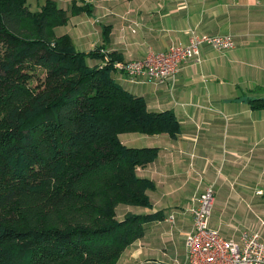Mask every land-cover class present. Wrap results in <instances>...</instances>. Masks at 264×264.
I'll return each mask as SVG.
<instances>
[{
	"label": "trees",
	"instance_id": "1",
	"mask_svg": "<svg viewBox=\"0 0 264 264\" xmlns=\"http://www.w3.org/2000/svg\"><path fill=\"white\" fill-rule=\"evenodd\" d=\"M67 19L55 0L36 10L0 0V264H116L159 216L116 217L119 204L151 205L154 184L136 168L158 151L127 147L118 134L174 137L179 122L124 89L111 56L89 65L100 48L78 51L55 35ZM249 103L264 108V98Z\"/></svg>",
	"mask_w": 264,
	"mask_h": 264
},
{
	"label": "crops",
	"instance_id": "2",
	"mask_svg": "<svg viewBox=\"0 0 264 264\" xmlns=\"http://www.w3.org/2000/svg\"><path fill=\"white\" fill-rule=\"evenodd\" d=\"M66 1L59 7L67 22L54 33L69 35L78 51L100 48L104 57L87 59L89 65L101 66L110 56L113 64L142 60L150 51L186 44L189 30L230 34L235 41L234 48L222 51L201 44L199 61L183 64L172 86L131 80L113 66L114 79L143 97L148 110H172L179 122L174 137L118 134L127 147L158 151L153 161L136 168L139 177L154 184L147 190L151 205L119 204L116 217L128 212L159 216L144 224L142 236L123 250L116 264H184L185 234L192 227L189 210L209 183L214 189L209 226L237 238L242 230L232 226L239 219L245 231L264 241V108L249 103L264 98V0ZM73 5L81 11L71 14ZM223 210L232 213L234 223H225Z\"/></svg>",
	"mask_w": 264,
	"mask_h": 264
},
{
	"label": "built area",
	"instance_id": "3",
	"mask_svg": "<svg viewBox=\"0 0 264 264\" xmlns=\"http://www.w3.org/2000/svg\"><path fill=\"white\" fill-rule=\"evenodd\" d=\"M201 44L222 51L234 48L235 41L230 34H197L189 30L186 44L171 45L163 52L150 51L142 60L116 62L113 66L131 80L172 86L183 64L199 61ZM213 195V184L209 183L194 198L189 210L192 227L185 234L184 264H264V241L257 233L243 230L237 238H226L209 226Z\"/></svg>",
	"mask_w": 264,
	"mask_h": 264
},
{
	"label": "rangeland",
	"instance_id": "4",
	"mask_svg": "<svg viewBox=\"0 0 264 264\" xmlns=\"http://www.w3.org/2000/svg\"><path fill=\"white\" fill-rule=\"evenodd\" d=\"M43 1L44 0H28V6H29V8L31 10H36V9H39V7H40L41 4H43ZM55 2H56V4H57L58 7L61 6V5H63V7H64V5L67 3L66 0H55ZM69 9L70 8L68 6L67 7L68 15L70 14V12L68 11ZM54 28H53V30H54ZM103 61H105L104 62V64H105L107 60L103 59ZM104 64H102V65H104ZM122 206H126V205L123 204ZM213 211H215V209H213ZM117 214L119 215V210L117 211ZM230 214H232V213H230V212H228L226 210H223L222 211V216L227 217L226 218L227 220L225 221L226 224H229L230 223V220H232ZM238 221H239V219H236V222L234 221L235 223L233 222V220L231 221L232 223H234V225L232 226V229L233 230H236L238 232V231H241V230L243 231V230L247 229L244 225H242V224L239 225V222ZM223 227L229 228L227 225H225V226L223 225Z\"/></svg>",
	"mask_w": 264,
	"mask_h": 264
}]
</instances>
